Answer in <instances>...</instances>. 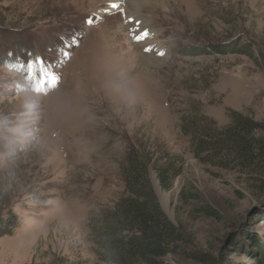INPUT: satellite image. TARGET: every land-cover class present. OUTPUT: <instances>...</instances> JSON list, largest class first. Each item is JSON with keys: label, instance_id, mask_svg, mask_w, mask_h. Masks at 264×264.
Returning <instances> with one entry per match:
<instances>
[{"label": "rangeland", "instance_id": "1", "mask_svg": "<svg viewBox=\"0 0 264 264\" xmlns=\"http://www.w3.org/2000/svg\"><path fill=\"white\" fill-rule=\"evenodd\" d=\"M150 1L139 15L153 38L137 42L147 19L132 23L125 1L0 0V264H102L89 218L123 195L119 167L138 145L183 160L169 190L150 172L187 240L159 264H264V170L198 161L179 123L197 105L219 128L228 110L264 120V71L214 51L264 44V0ZM149 47L158 53L139 67L132 50ZM25 88L33 107L18 137ZM188 190L202 202L182 201Z\"/></svg>", "mask_w": 264, "mask_h": 264}, {"label": "trees", "instance_id": "2", "mask_svg": "<svg viewBox=\"0 0 264 264\" xmlns=\"http://www.w3.org/2000/svg\"><path fill=\"white\" fill-rule=\"evenodd\" d=\"M214 51L242 54L264 71V44L253 42L239 49L233 45ZM190 53L207 54L202 49ZM227 115L228 125L219 128L201 114L198 105L182 111L180 131L188 138L190 153L198 161L223 170L260 175L264 170V120L232 110ZM182 167L183 160L166 149L153 151L138 145L125 153L119 167L123 195L112 208L92 213L88 222L100 263L159 264L169 255L184 253L186 237L162 210L150 180L153 172L160 187L169 190L182 174ZM181 199L185 203L202 202L198 193L191 190L182 191ZM201 210L213 214L208 206H202ZM260 217L264 219L263 215ZM204 257L201 260L205 261Z\"/></svg>", "mask_w": 264, "mask_h": 264}, {"label": "bare ground", "instance_id": "3", "mask_svg": "<svg viewBox=\"0 0 264 264\" xmlns=\"http://www.w3.org/2000/svg\"><path fill=\"white\" fill-rule=\"evenodd\" d=\"M111 7H114L113 5L116 4L119 2V1H125L126 3V6H127V11H128V17H130L132 23L133 22H142V21H145L146 19V27L144 30H147V32L149 33V35L143 39L144 42H148V40H151L153 37L151 35V32H150V29H151V26H150V22L151 20H149L148 18H144V17H141L140 15H142V13L140 14V10L142 8H145L147 6H152V7H155L156 4H154L152 1L150 0H106ZM125 11V10H124ZM126 12V11H125ZM142 12V11H141ZM140 14V15H139ZM143 16V15H142ZM146 17V16H145ZM145 19V20H144ZM128 20V19H127ZM126 21V20H125ZM130 21V20H129ZM143 23V22H142ZM144 28V27H143ZM152 31V30H151ZM132 33V32H131ZM156 44V43H155ZM144 45V43L142 44ZM147 46V45H146ZM148 49H152L153 51H149L150 53H146L144 52L141 53V54H137L134 50H132L134 53H135V58L137 59V64L138 66L139 65H142L144 68H148V66L151 65V57H154L157 53H158V48H155V47H149ZM161 51V50H160ZM148 52V51H147ZM161 53V52H160ZM149 55H152L151 57ZM140 67V66H139Z\"/></svg>", "mask_w": 264, "mask_h": 264}, {"label": "clouds", "instance_id": "4", "mask_svg": "<svg viewBox=\"0 0 264 264\" xmlns=\"http://www.w3.org/2000/svg\"><path fill=\"white\" fill-rule=\"evenodd\" d=\"M23 92V100L25 102V106L29 109V112L25 114L24 118L21 119L20 124L14 128L13 134L18 136V137H22L23 135L26 134V118L27 116L30 114L31 109L33 107L30 99H29V90L27 88L22 90Z\"/></svg>", "mask_w": 264, "mask_h": 264}, {"label": "snow or ice", "instance_id": "5", "mask_svg": "<svg viewBox=\"0 0 264 264\" xmlns=\"http://www.w3.org/2000/svg\"><path fill=\"white\" fill-rule=\"evenodd\" d=\"M114 7H118L119 5L114 4ZM149 35V33L147 32V30H144L142 32H140L138 35H133V39H135L137 42H139L140 40L145 39L147 36ZM151 49H146V51H150ZM160 55H163V53H159ZM27 65H25L26 67ZM51 81L53 82V84H55L57 81V77L55 75H49ZM34 90H38V88L36 86H34Z\"/></svg>", "mask_w": 264, "mask_h": 264}]
</instances>
